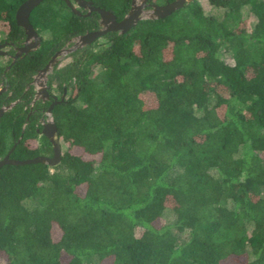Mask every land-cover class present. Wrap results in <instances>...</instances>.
<instances>
[{
    "label": "trees",
    "instance_id": "obj_1",
    "mask_svg": "<svg viewBox=\"0 0 264 264\" xmlns=\"http://www.w3.org/2000/svg\"><path fill=\"white\" fill-rule=\"evenodd\" d=\"M26 1L0 0V44L26 38ZM86 1L121 21L134 0ZM79 10L44 0L30 17L40 48L0 58V108L14 105L0 161L15 146L11 160L54 156L41 133L49 103L33 105L30 84L100 29ZM69 58L48 77L66 93L52 110L60 163L0 170V264H264V0H195Z\"/></svg>",
    "mask_w": 264,
    "mask_h": 264
},
{
    "label": "water",
    "instance_id": "obj_2",
    "mask_svg": "<svg viewBox=\"0 0 264 264\" xmlns=\"http://www.w3.org/2000/svg\"><path fill=\"white\" fill-rule=\"evenodd\" d=\"M44 0H28L20 6L16 14L17 25L24 29L26 35V44L23 48L19 49V54L15 57V60L18 57H21L22 54H29L33 51H37L42 43V39L33 27L30 22V17L33 11L43 2ZM195 0H175L172 3H169L165 6L159 5H150L149 0H134L130 12L125 16L121 21L117 20V17L106 10L97 8L93 5L92 2L86 0H65L67 6L72 10V12L78 16H81V11L79 9L87 10L88 15L92 13H98L100 15V29L95 32H89L83 36L75 38L73 41L76 42V45L69 50H61L55 54L49 64L41 71L43 77H47L51 74L54 68L60 61V58L64 54H71L79 48L89 46L93 44L98 39L102 38L110 32H118L120 34H126L134 27H136L142 20L151 19H165L175 12L181 10L185 7L186 4L191 3ZM74 2V4H73ZM1 47V46H0ZM4 55L0 50V56ZM14 63V62H13ZM37 90V99L40 95L44 94L43 97L49 98V87H45L43 84L39 85ZM65 97L62 98L63 102ZM56 105V104H55ZM14 105L0 109V123L4 114L10 110ZM54 104L50 107L49 115H52V110ZM42 135L46 136L52 144L54 150V156L52 158L48 157H37L33 160L27 161H17L11 160L10 156L13 150L0 161V170L5 165H14V166H24L28 164H38L43 163L49 166H56L60 163L62 157V146L60 138L58 135V128L54 123V120L46 121L43 124V129L41 131Z\"/></svg>",
    "mask_w": 264,
    "mask_h": 264
},
{
    "label": "flooded vegetation",
    "instance_id": "obj_3",
    "mask_svg": "<svg viewBox=\"0 0 264 264\" xmlns=\"http://www.w3.org/2000/svg\"><path fill=\"white\" fill-rule=\"evenodd\" d=\"M151 5V4H150ZM26 44V38L18 43V44H15L14 42H3L0 44V50L3 52L4 55L0 56V58L4 59L3 61L5 63L8 62V60L11 61V66L16 63L18 60L22 59L24 56L28 55V54H22L21 57H18L16 60H15V57L18 56L19 54V49L23 48ZM73 44V41H71L66 47H69ZM65 47V48H66ZM64 48V49H65ZM63 50V49H62ZM58 53V52H57ZM70 55V54H69ZM55 56V55H54ZM53 56V57H54ZM52 57V58H53ZM51 58V60H52ZM50 60V61H51ZM14 62V63H13ZM59 65V64H57ZM10 67L7 68L6 71L9 70ZM42 71V70H41ZM41 71H39L34 77H33V81L31 82V86L35 88V90L37 91L40 87L39 85H44L45 87H49L50 89L48 90L49 92V98H46V97H43L44 94L40 95L39 98L37 99V94L35 96V99L33 101V105L36 103V102H39V101H42L44 104H48L49 103V107H47V109L45 110V119H42V124H44L46 121H49V120H53V117L52 115H49V110H50V107L54 104L57 105L58 103H60L62 101V98L63 97H66V93H62L60 94V96H57L55 93H54V88L55 86H50L48 84V77L49 75L45 78L41 75ZM51 75V74H50ZM4 80V77L1 76L0 77V99L2 97V95L4 94V92H6L8 90V84L5 82V81H2ZM19 101L15 102V104H17ZM3 108H6V107H3ZM3 108H0V109H3ZM50 116L52 118H50Z\"/></svg>",
    "mask_w": 264,
    "mask_h": 264
},
{
    "label": "rangeland",
    "instance_id": "obj_4",
    "mask_svg": "<svg viewBox=\"0 0 264 264\" xmlns=\"http://www.w3.org/2000/svg\"><path fill=\"white\" fill-rule=\"evenodd\" d=\"M204 6L206 8L207 11H211V12H214L215 10L212 9L209 4L207 2L204 3ZM248 21H249V25L253 24L255 22V18L253 16H250L248 18ZM8 26L6 23H3L1 22L0 23V32L3 34V33H6L8 31ZM2 34H0V38L2 37ZM76 45V42L73 41V44L69 47H66L65 50H69L71 49L72 47H74ZM70 61V58H69V54H64L62 55V57L60 58V61L58 64H60L61 66L65 65L67 62ZM50 75V74H49ZM54 93L57 95V96H60V93H58L57 91H54ZM145 98L146 100L150 103V105L154 106L155 105V97L153 95H150V94H146L145 95ZM50 118H52L50 116ZM66 149V147L64 148L63 147V151ZM165 223V221H164ZM54 235H55V239H59L60 238V232L58 230H54ZM2 262V261H1ZM3 264V262H2Z\"/></svg>",
    "mask_w": 264,
    "mask_h": 264
}]
</instances>
